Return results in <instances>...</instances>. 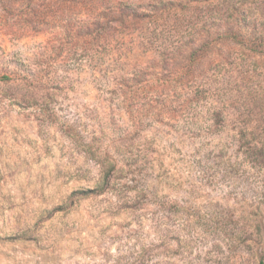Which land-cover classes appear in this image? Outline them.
Returning a JSON list of instances; mask_svg holds the SVG:
<instances>
[{
    "label": "clouds",
    "instance_id": "1",
    "mask_svg": "<svg viewBox=\"0 0 264 264\" xmlns=\"http://www.w3.org/2000/svg\"><path fill=\"white\" fill-rule=\"evenodd\" d=\"M0 264H264V0H0Z\"/></svg>",
    "mask_w": 264,
    "mask_h": 264
}]
</instances>
